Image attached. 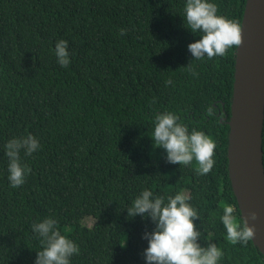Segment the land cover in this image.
Masks as SVG:
<instances>
[{
  "label": "trees",
  "instance_id": "16d2710c",
  "mask_svg": "<svg viewBox=\"0 0 264 264\" xmlns=\"http://www.w3.org/2000/svg\"><path fill=\"white\" fill-rule=\"evenodd\" d=\"M246 1L214 0L240 29ZM183 4L0 0V264H35L44 238L32 226L45 217L78 245L70 264H145L155 222L127 215L144 189L165 202L186 191L198 212L196 243L219 247V264H264L252 239L232 244L220 222L227 204L242 217L228 167L237 45L196 60L188 45L200 34L186 27ZM59 39L68 41L67 67L56 63ZM164 111L213 140L208 173L195 160L168 162L155 144L154 118ZM28 133L40 147L21 151L31 171L13 188L3 145Z\"/></svg>",
  "mask_w": 264,
  "mask_h": 264
},
{
  "label": "clouds",
  "instance_id": "9594fccd",
  "mask_svg": "<svg viewBox=\"0 0 264 264\" xmlns=\"http://www.w3.org/2000/svg\"><path fill=\"white\" fill-rule=\"evenodd\" d=\"M183 17L186 27L200 38L188 45L196 60L207 56H223L226 50L241 43L239 24L217 13L214 0H184ZM68 41L59 39L55 43L56 63L67 67L70 63ZM195 75V72H193ZM171 81H166V84ZM178 117L173 111H164L154 118L152 138L156 145L165 149L170 163L189 165L193 160L200 174L208 173L214 164L213 150L216 147L203 131L193 128L189 131L184 123H177ZM40 147L39 141L31 133L20 137H11L3 145L8 157L7 179L15 188L25 182L31 169L21 161ZM191 197L186 191H177L168 195L167 202L161 196H154L150 189L142 190L127 207V215L134 217L145 215L155 222L154 230L145 237L148 246L144 249L145 264H219L222 250L215 244L202 248L196 243L199 235L194 230L193 220L197 218V209L189 203ZM248 219L256 220L257 213L249 212ZM220 222L224 225L226 239L232 244H245L254 236L253 227L234 215L231 204L223 206ZM42 239L41 249L37 252L35 264H70L69 257L79 254V247L58 228L57 220L45 217L33 226Z\"/></svg>",
  "mask_w": 264,
  "mask_h": 264
},
{
  "label": "water",
  "instance_id": "95a60500",
  "mask_svg": "<svg viewBox=\"0 0 264 264\" xmlns=\"http://www.w3.org/2000/svg\"><path fill=\"white\" fill-rule=\"evenodd\" d=\"M237 45L231 116L229 176L242 218L264 254V0H247ZM256 220L248 219L249 212Z\"/></svg>",
  "mask_w": 264,
  "mask_h": 264
},
{
  "label": "rangeland",
  "instance_id": "374dc122",
  "mask_svg": "<svg viewBox=\"0 0 264 264\" xmlns=\"http://www.w3.org/2000/svg\"><path fill=\"white\" fill-rule=\"evenodd\" d=\"M85 223H87V224H89V225L93 224V222H92L91 219H89V218H87V219L85 220Z\"/></svg>",
  "mask_w": 264,
  "mask_h": 264
}]
</instances>
